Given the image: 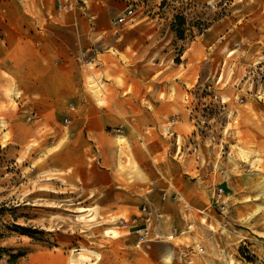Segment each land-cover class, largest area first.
Segmentation results:
<instances>
[{"label": "rangeland", "instance_id": "rangeland-1", "mask_svg": "<svg viewBox=\"0 0 264 264\" xmlns=\"http://www.w3.org/2000/svg\"><path fill=\"white\" fill-rule=\"evenodd\" d=\"M96 1L113 12L116 35L138 25L157 32L151 39L158 46L154 63L180 65V70L189 58L200 64L201 78L194 85L185 82L191 124L168 135L174 142L168 150L177 149L181 156L185 148L195 154L188 176L198 188L189 201L177 193L163 197L182 206L175 223L146 204L136 218L127 210L104 209L100 201L88 200L71 187L63 174L51 173L48 157L60 147L53 134L57 142L71 119L66 124L69 117L54 110L49 122L39 126L43 114L32 95L36 55L23 47L24 36L16 29L24 9L37 10L39 2L0 0V264H264V0ZM89 3L53 0L47 9L57 17ZM126 8L135 16L117 25ZM214 24L208 65L205 50L196 46ZM51 25L58 27L54 21ZM30 27L32 46L37 27ZM89 49L85 60L91 62L98 51ZM24 69L29 79L23 78ZM87 70V88L99 96L97 64ZM171 88L176 90V85ZM123 131L117 129L119 135ZM120 143L123 170L129 171L136 166L132 147L126 139ZM179 160L190 164L187 155ZM145 227L150 247H138L137 230ZM167 247L172 254L166 258Z\"/></svg>", "mask_w": 264, "mask_h": 264}, {"label": "crops", "instance_id": "crops-1", "mask_svg": "<svg viewBox=\"0 0 264 264\" xmlns=\"http://www.w3.org/2000/svg\"><path fill=\"white\" fill-rule=\"evenodd\" d=\"M30 1L39 2L38 8L24 9L16 29L24 36L23 47L36 55L32 95L37 98V111L43 114L39 126L49 122L46 119L54 110L69 117L64 122L71 119L57 142L56 132L53 134L54 144L60 147L49 155L48 170L63 174L71 187L79 189L88 200L100 201L104 209L127 210L131 218H136L146 204L151 212L163 213V218L170 216L176 223L177 210L182 206L163 197L177 193L189 201L198 186L188 176L194 170L195 154L182 149L181 156L187 155L190 162L184 166L177 149L168 150L174 145L168 135L178 134L185 124H191L189 108L184 104V91L189 94L185 82L194 85L201 78L200 64L189 58L180 70V65L169 68L161 61L154 63L152 55L158 46L151 39L157 32L138 25L116 35L114 14L103 1L101 5V1L90 0L86 7L76 6L71 14L57 17L47 9L53 0ZM53 21L58 27L51 25ZM31 24L37 27L32 36L37 40L32 46L27 36ZM216 28L215 24L208 27L201 35L200 46H196L197 50H205L204 63L208 65ZM94 46L98 53L88 62L89 48ZM99 56H105V60H99ZM122 56L130 61L125 62ZM96 64L100 73L94 79L102 85L99 96L87 88V69L96 68ZM22 73L29 79L26 69ZM182 73L184 77L178 80ZM172 84L176 90H172ZM52 124L47 125L48 129ZM119 127L124 129L122 135L117 133ZM121 139L132 147L136 166L129 171L123 170ZM143 224L142 220L137 222Z\"/></svg>", "mask_w": 264, "mask_h": 264}, {"label": "built area", "instance_id": "built-area-1", "mask_svg": "<svg viewBox=\"0 0 264 264\" xmlns=\"http://www.w3.org/2000/svg\"><path fill=\"white\" fill-rule=\"evenodd\" d=\"M134 16H135L134 10L131 8H127V10L117 19L116 24L117 25H126L129 23L130 20L133 19ZM65 123L68 124L69 120L66 119ZM121 223L124 225H127V223L125 221H121ZM137 233L139 235L137 246L140 247L142 245L143 246L146 245V247H150L149 240L147 238V236H148L147 227L137 230Z\"/></svg>", "mask_w": 264, "mask_h": 264}, {"label": "bare ground", "instance_id": "bare-ground-1", "mask_svg": "<svg viewBox=\"0 0 264 264\" xmlns=\"http://www.w3.org/2000/svg\"><path fill=\"white\" fill-rule=\"evenodd\" d=\"M165 254H164V257H170L171 256V254H172V249L170 248V247H167L166 249H165V252H164Z\"/></svg>", "mask_w": 264, "mask_h": 264}, {"label": "trees", "instance_id": "trees-1", "mask_svg": "<svg viewBox=\"0 0 264 264\" xmlns=\"http://www.w3.org/2000/svg\"><path fill=\"white\" fill-rule=\"evenodd\" d=\"M182 26H183L182 24H179L178 27H181V28H182ZM176 32H177V34L179 35V37L183 38V35H184V34H183V30H180V29H179V30H176Z\"/></svg>", "mask_w": 264, "mask_h": 264}]
</instances>
